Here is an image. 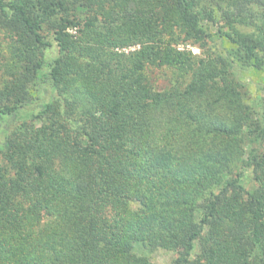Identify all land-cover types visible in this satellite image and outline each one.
Masks as SVG:
<instances>
[{"label": "trees", "instance_id": "16d2710c", "mask_svg": "<svg viewBox=\"0 0 264 264\" xmlns=\"http://www.w3.org/2000/svg\"><path fill=\"white\" fill-rule=\"evenodd\" d=\"M0 34V264H264V0H0Z\"/></svg>", "mask_w": 264, "mask_h": 264}, {"label": "rangeland", "instance_id": "374dc122", "mask_svg": "<svg viewBox=\"0 0 264 264\" xmlns=\"http://www.w3.org/2000/svg\"><path fill=\"white\" fill-rule=\"evenodd\" d=\"M209 47H205L204 50L200 49L196 44H192L190 42H183L178 44V49H184L191 51L192 54L203 56L204 54L210 52V50H218L220 48V44L218 41L209 42ZM137 47V46H136ZM6 41L4 42L2 39V35L0 34V54L5 51ZM135 46H131L128 48H124L125 52L128 50L134 49ZM219 50V51H220ZM54 52V51H52ZM55 53H51L50 56H53ZM149 77L153 81L154 85L157 88H165L168 87L172 83L173 73L168 68H157L153 69L149 73ZM241 79L245 82V89L247 91V102H261V107L264 108V68L255 69L250 68L244 71L241 75ZM0 80H1V70H0ZM48 95L49 93L46 92ZM13 119L8 118L7 125L11 123ZM0 123V141L2 140V131ZM242 185L251 190L254 187V182L251 178L250 169H246L243 171L241 177ZM134 250L136 253L146 256L150 261L158 263V264H169L173 261V259L177 256V252L175 250H165L162 248H148L144 247L140 244H135ZM192 255V254H191Z\"/></svg>", "mask_w": 264, "mask_h": 264}]
</instances>
